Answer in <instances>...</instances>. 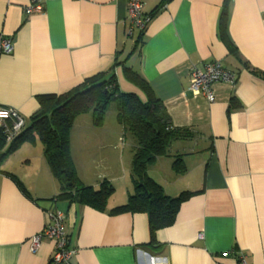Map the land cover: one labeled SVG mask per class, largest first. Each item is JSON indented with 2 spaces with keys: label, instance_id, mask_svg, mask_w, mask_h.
Instances as JSON below:
<instances>
[{
  "label": "crops",
  "instance_id": "0c3cea01",
  "mask_svg": "<svg viewBox=\"0 0 264 264\" xmlns=\"http://www.w3.org/2000/svg\"><path fill=\"white\" fill-rule=\"evenodd\" d=\"M34 1L0 0V34L14 43L13 53L0 58V107L20 113L28 126L39 97L64 95L119 63L121 93L148 101L126 67L164 104L172 127L188 135L149 176L169 197L199 194L182 206L174 226L153 236L147 214L112 213L134 192L137 144L119 123L96 128L88 114L71 131L82 183L115 188L105 211L59 199L38 140L13 153L0 143V264H53L54 241L46 238L31 252L52 209L66 216L69 246L77 251L72 264H238L242 256L264 264V79L243 65L264 74V0H146L152 21L140 45L139 31L129 35L128 0H39L44 11L27 15ZM214 62L238 73L239 82L215 85L216 102L209 104L189 86L193 68ZM119 143L130 147V168L123 165L121 175L109 171L108 156L96 160L114 147L117 169ZM124 155L125 149L123 163ZM177 158L184 175L174 171Z\"/></svg>",
  "mask_w": 264,
  "mask_h": 264
},
{
  "label": "trees",
  "instance_id": "16d2710c",
  "mask_svg": "<svg viewBox=\"0 0 264 264\" xmlns=\"http://www.w3.org/2000/svg\"><path fill=\"white\" fill-rule=\"evenodd\" d=\"M222 31L226 37L224 28ZM142 39L143 32L137 45L141 44ZM229 48L233 55H237L233 45L230 44ZM243 65L264 79L263 73L251 69L247 63ZM119 66L117 63L110 71L87 79L64 95L39 97V111L12 144L9 153L26 143L35 144L39 139L44 146L50 171L60 185L59 199L105 211L115 194V188L108 181H104L99 188L87 187L82 183L71 153V131L75 122L88 114L93 116V125L102 128L111 106L115 105L118 123L135 139L137 146L131 170L134 192L126 205L112 210V213L147 214L154 236L174 226L182 206L199 194L184 192L176 198L169 197L163 187L149 176V168L160 158L169 156L172 144L188 138V135L172 127L164 104L136 72L126 67L127 78L147 95L148 101L144 103L135 94L121 93L115 74ZM0 143L4 145L2 137ZM173 168L179 175L187 173L180 158L175 159Z\"/></svg>",
  "mask_w": 264,
  "mask_h": 264
},
{
  "label": "built area",
  "instance_id": "2783aa9c",
  "mask_svg": "<svg viewBox=\"0 0 264 264\" xmlns=\"http://www.w3.org/2000/svg\"><path fill=\"white\" fill-rule=\"evenodd\" d=\"M129 1V35L133 36L135 31L144 32L152 16L144 13L146 0ZM44 11L42 1H34L28 8L26 14L41 13ZM14 51V43L10 37L0 34V58L11 55ZM239 74L226 68L220 62H214L203 68H193L191 71L189 91L195 97H204L209 104H215L216 95L213 87L217 84H228L237 86ZM26 119L17 111L10 108L0 107V137L5 145H12L25 131ZM48 222L42 233L36 235L32 240L31 252L37 254L44 239H50L55 243V251L52 258L53 264H72V258L76 250L69 246V236L66 231V216L63 212L52 209L47 212ZM202 238V237H201ZM238 264H248L245 257H240Z\"/></svg>",
  "mask_w": 264,
  "mask_h": 264
},
{
  "label": "rangeland",
  "instance_id": "374dc122",
  "mask_svg": "<svg viewBox=\"0 0 264 264\" xmlns=\"http://www.w3.org/2000/svg\"><path fill=\"white\" fill-rule=\"evenodd\" d=\"M92 115V114H91ZM93 121V120H92ZM108 121L107 123L110 124L112 123V125H118V120H117V109H116V106L115 105H112L110 110H109V113L107 114V117H106V120L105 122ZM29 125V123H28ZM38 143L41 144L40 140L38 139ZM42 145V144H41ZM10 148V145H6L5 146V149L6 150H9ZM117 153L119 155V158H118V163H117V169H116V159L114 158V155L113 153L116 152L115 148H111L110 150L106 151L105 154H100L99 152L96 154V160L100 161L101 159L105 158L106 156H108L109 158V162H107V165H108V169L109 171H115L117 172L119 175H121V173H123V168H127L126 170H128L130 168V147H129V143H124V144H121L119 143V147L117 148ZM125 149V155H124V163L122 161H120V157H121V154L123 152V150ZM19 152V151H18ZM18 152L14 153V154H17ZM98 165H100L101 167V170H103V166H104V163L102 162V165L98 163ZM124 165V167H123ZM132 179V178H131ZM119 185H117L118 187ZM119 188V187H118Z\"/></svg>",
  "mask_w": 264,
  "mask_h": 264
}]
</instances>
